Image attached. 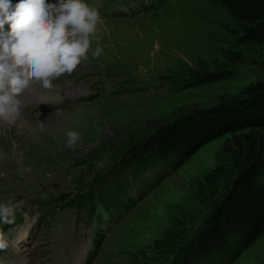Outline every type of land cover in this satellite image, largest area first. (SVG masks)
Here are the masks:
<instances>
[{
  "label": "rangeland",
  "instance_id": "1",
  "mask_svg": "<svg viewBox=\"0 0 264 264\" xmlns=\"http://www.w3.org/2000/svg\"><path fill=\"white\" fill-rule=\"evenodd\" d=\"M88 2L103 17L101 39L95 42L102 53L89 54L55 83L58 96L68 103L37 106L24 115L23 123L0 127V201L14 202L16 214H23L21 223L3 230L9 241L0 253L5 259L19 254L27 257L23 264H60L63 235L72 232L79 252L89 241L93 222L82 215L79 224L80 212L59 210V199L54 218L41 225L37 219L44 202L75 194L106 176L135 141L159 126L196 109L229 103L247 86L264 80V48L238 42L220 0ZM212 75L219 80L197 82ZM80 76L90 93L85 94V85L75 78ZM83 94L86 103L69 108ZM68 129L81 133L75 148L64 143ZM257 135L264 139V129ZM239 151L232 136L225 135L184 162L173 158L165 163V175L151 170L141 184H156L110 232L90 264H169L176 242L183 245L210 212L204 197L208 176L225 177L235 162L244 160L245 153ZM131 192L142 195L140 186ZM20 229H37L38 234L13 249ZM232 264H264V235Z\"/></svg>",
  "mask_w": 264,
  "mask_h": 264
},
{
  "label": "trees",
  "instance_id": "2",
  "mask_svg": "<svg viewBox=\"0 0 264 264\" xmlns=\"http://www.w3.org/2000/svg\"><path fill=\"white\" fill-rule=\"evenodd\" d=\"M220 2L232 18L238 42L264 48V0ZM231 54L237 60L243 59L240 53ZM216 80L219 77L212 75L201 77L197 82ZM263 129L264 80L247 86L229 103L196 109L159 126L155 133L135 141L132 150L121 156L119 164L96 180L101 186L109 177L118 180L120 185L114 189L118 195L124 189L128 169L158 162L165 164L173 158L184 162L215 139L231 135L240 150L237 154L245 153L244 160L235 162L234 169L222 179L210 180L213 177L208 176L204 197L210 212L183 245L176 242L167 262L232 264L264 235V139L257 135ZM76 195L73 201L77 203L81 202L79 197L94 201L88 194Z\"/></svg>",
  "mask_w": 264,
  "mask_h": 264
},
{
  "label": "clouds",
  "instance_id": "3",
  "mask_svg": "<svg viewBox=\"0 0 264 264\" xmlns=\"http://www.w3.org/2000/svg\"><path fill=\"white\" fill-rule=\"evenodd\" d=\"M102 23L100 9L88 0H0V120H22L28 107L24 94L34 84L51 89L89 54L100 56L95 42ZM81 141L78 130L65 131L66 147ZM15 216L16 204L0 201V224L13 223ZM8 244L0 229V249Z\"/></svg>",
  "mask_w": 264,
  "mask_h": 264
},
{
  "label": "bare ground",
  "instance_id": "4",
  "mask_svg": "<svg viewBox=\"0 0 264 264\" xmlns=\"http://www.w3.org/2000/svg\"><path fill=\"white\" fill-rule=\"evenodd\" d=\"M25 119H26V117H23L22 120H20V121H18V122H20V123L22 122V123H23V121H25ZM6 123H10V122H8V121H4V120H0V127H1V126H5ZM15 123H16V122H15ZM12 124H14V123H12ZM74 202L77 203L76 200H75Z\"/></svg>",
  "mask_w": 264,
  "mask_h": 264
}]
</instances>
